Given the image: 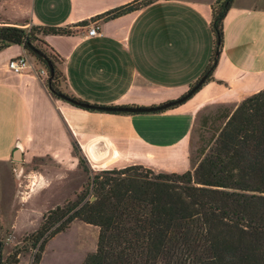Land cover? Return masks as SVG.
<instances>
[{
	"label": "crops",
	"instance_id": "1",
	"mask_svg": "<svg viewBox=\"0 0 264 264\" xmlns=\"http://www.w3.org/2000/svg\"><path fill=\"white\" fill-rule=\"evenodd\" d=\"M130 1L0 0V26L71 31L42 39L60 59L62 89L80 101L156 106L176 100L210 64L216 0H156L118 17L101 16ZM95 21L101 34L87 36ZM25 53L20 44L0 50V199L7 193L25 203L65 184L79 165L74 146L91 163L107 159L154 170L170 158L172 172H183L197 162L190 158L197 122L222 120L217 136L235 107L264 89V0L232 1L210 78L184 102L157 112L85 109L55 98L43 75L8 68L9 59ZM30 59L36 72L45 68ZM15 225L13 219L6 226Z\"/></svg>",
	"mask_w": 264,
	"mask_h": 264
},
{
	"label": "trees",
	"instance_id": "2",
	"mask_svg": "<svg viewBox=\"0 0 264 264\" xmlns=\"http://www.w3.org/2000/svg\"><path fill=\"white\" fill-rule=\"evenodd\" d=\"M153 1L131 0L101 16L118 17ZM232 1L212 5L214 46L206 81L218 61ZM69 33L52 26H0V50L23 45L47 68L28 44L38 48L34 43L41 38L45 44L47 34ZM43 53L54 66L46 84L50 94L68 95L60 59L55 52L54 57ZM75 219L98 228L96 250L82 264H264V89L235 107L192 169L156 172L132 164L93 171L74 200L47 210L28 235L36 250L31 264L39 263L45 244ZM20 251L11 254L10 264L18 262Z\"/></svg>",
	"mask_w": 264,
	"mask_h": 264
},
{
	"label": "rangeland",
	"instance_id": "3",
	"mask_svg": "<svg viewBox=\"0 0 264 264\" xmlns=\"http://www.w3.org/2000/svg\"><path fill=\"white\" fill-rule=\"evenodd\" d=\"M28 26L27 28H30ZM40 38V37H39ZM39 49L54 57L53 52L43 44L41 38L34 43ZM27 53L36 62L43 65L29 51ZM45 66V65H43ZM46 67V66H45ZM63 79L60 77V84ZM222 120L204 119L197 122L192 137V152L190 158L196 162L203 154V150L208 147L216 137L218 128L221 127ZM204 125V126H203ZM201 147V150H200ZM75 154L82 159V165L74 168V172L66 179L65 184L56 183L52 185L53 191H43L33 195L27 202L20 203L16 197L3 193L0 199V264H10V256L15 250H21L18 254V262L13 264H31L35 249L31 248L30 235L34 232L42 219V215L56 205L63 204L66 200H74L81 192L89 176L93 171L104 168L119 167L117 163H109V160L91 163L77 149ZM163 164L162 168L156 167L154 171L172 172L171 163ZM168 161V160H167ZM192 161V164H193ZM51 166L52 164L42 162ZM166 163V162H164ZM159 164V163H158ZM83 166L91 169L92 172H85ZM192 166L189 167L191 169ZM172 169V170H171ZM175 169V168H174ZM181 171V168H177ZM58 177V175H57ZM4 180V175H0V181ZM72 193V194H71ZM71 196L62 200L65 195ZM15 219V228H9L8 223ZM98 228L87 224L79 219L73 220L68 228L59 232L51 238L44 247L38 264H82L86 257L95 252L97 247Z\"/></svg>",
	"mask_w": 264,
	"mask_h": 264
},
{
	"label": "water",
	"instance_id": "4",
	"mask_svg": "<svg viewBox=\"0 0 264 264\" xmlns=\"http://www.w3.org/2000/svg\"><path fill=\"white\" fill-rule=\"evenodd\" d=\"M28 48L36 55L44 58L47 62V70H48V78L47 82L49 83L51 81V78L54 74V66L51 63L50 60L47 59L46 55L36 48L33 44H28ZM216 54H218V51H216ZM207 74L202 75L197 82L180 98L172 101H168L156 106H103V105H96V104H90L87 102H83L80 100H76L71 98L70 96L64 94V93H57V96L61 98L62 100H65L75 106H79L81 108L85 109H96L101 111H107V112H122V113H148V112H157L161 110L168 109L176 104H180L187 100L190 96H192L204 83L206 79ZM93 199V198H92ZM1 246V244H0Z\"/></svg>",
	"mask_w": 264,
	"mask_h": 264
},
{
	"label": "built area",
	"instance_id": "5",
	"mask_svg": "<svg viewBox=\"0 0 264 264\" xmlns=\"http://www.w3.org/2000/svg\"><path fill=\"white\" fill-rule=\"evenodd\" d=\"M87 36H97L101 34L100 31V25L97 21L93 22L86 32ZM7 66L10 70L16 72V73H23L25 71L31 70L35 72L38 76L43 75L44 76V82L47 81L48 78V70L45 67L44 69L40 70L39 72H36L35 70V64L31 61L30 55L28 53L12 57L9 59Z\"/></svg>",
	"mask_w": 264,
	"mask_h": 264
}]
</instances>
